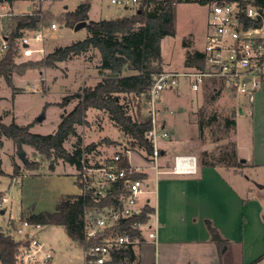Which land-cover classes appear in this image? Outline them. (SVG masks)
Wrapping results in <instances>:
<instances>
[{
  "label": "rangeland",
  "instance_id": "obj_1",
  "mask_svg": "<svg viewBox=\"0 0 264 264\" xmlns=\"http://www.w3.org/2000/svg\"><path fill=\"white\" fill-rule=\"evenodd\" d=\"M82 1H0L11 6L10 17L37 12L38 26L40 24L46 26L51 22L59 25L53 32L54 37L46 40L44 55L14 59L17 72L11 73L12 85L0 76V121L3 123L9 124L14 121L19 125L29 124V130L32 132L53 133L57 129L61 113L69 112L76 103V99H71L61 106L63 97L70 96L82 87L93 86L100 79L101 74L97 68L100 55L95 48L78 56L57 61L54 67L42 63L47 54L56 47L71 44L87 36L86 26L74 30L76 23L72 24L74 18L71 13ZM89 1L90 8L87 14L92 20L128 15L137 7L136 4L128 6L112 4L110 0ZM152 2L153 5L156 0ZM2 11L4 9L0 7V12ZM208 11V3L201 4L196 1L175 3V34L161 39L164 69L177 70L182 67L185 69L186 51L203 49L207 34ZM4 20L6 17H0V36L8 34V26ZM22 62H32L35 66L19 73ZM119 97L121 102L128 104L127 111L133 119L141 120L148 116L149 106L144 96L134 99L131 95L120 93ZM254 97L252 109L251 102H248L245 96L237 98L228 91L212 93L208 88L195 91L190 87V80L181 76L177 86L163 89L157 99V106L161 109L158 117H161V120L165 119L169 130V136L166 139L159 138L157 144L162 146L166 140V145H163L166 157L190 154L200 163L202 153L205 152L215 160L220 152H228L232 147L235 125L234 128L226 125V120L236 118V127L239 131L244 121L250 124L253 120L252 110L255 113L264 109V86L254 93ZM38 116H42V119L37 120ZM84 118V123L75 125L76 135H69L64 142L67 150H74L78 136L81 147L94 143L95 148L85 156L89 164H94L98 160H104L107 155H113L124 146H131L129 162L140 171L150 174L152 180L154 169L147 160L149 154L143 147L131 144V136L113 123L107 111L89 108L85 111ZM199 124H202L201 132ZM107 138H110V143L107 142ZM1 139L0 167L3 173H0V230L12 233L13 226L22 217L41 211H54L56 203L63 195L80 193V187L75 182V175L78 172L75 165L54 156L46 158L31 145L21 144L17 147L11 139L4 136ZM19 151H24V160L19 158ZM163 157H159L160 163L163 162ZM29 163H32V166ZM220 164L219 167L233 168L225 163ZM243 173L246 176L250 171L244 170ZM251 185L254 189L258 187L256 182H252ZM147 189H151V186ZM144 195L151 198L153 196L150 192ZM2 197H6L7 200L2 202ZM39 237L51 250L50 264H84L81 243L72 240L64 227L43 224Z\"/></svg>",
  "mask_w": 264,
  "mask_h": 264
},
{
  "label": "built area",
  "instance_id": "obj_2",
  "mask_svg": "<svg viewBox=\"0 0 264 264\" xmlns=\"http://www.w3.org/2000/svg\"><path fill=\"white\" fill-rule=\"evenodd\" d=\"M153 0H110L116 5H132L148 11ZM207 34L202 53L203 65L200 68L187 67L184 70L163 69L153 75L147 97L148 116L151 127L146 132L153 151L148 155L155 174H193L196 173L197 158L190 154H177L172 164L161 168L159 138H167L169 132L161 125L157 99L167 87L177 86L181 76L190 80L192 90L208 88L212 93L228 91L235 96H245L248 102L254 93L264 86V6L247 4L242 6L236 1L211 0L209 3ZM4 11L0 17H10V6L0 3ZM136 7V8H137ZM56 22L40 24L36 29L24 31L15 39V58H30L44 55L46 40L54 37L58 29ZM9 48L7 34L0 36V55ZM165 108V107H164ZM91 152V151H90ZM131 146L105 156L104 160L89 164L83 152L77 169L75 182L81 194H88L93 201L107 199L102 207H86L82 212L81 243L84 264H113L114 253L131 248L144 238L154 239L158 222L154 210L145 219H137L128 226L120 228L127 218L139 217L145 205H150L146 194L149 192L145 177H133L145 172L133 166L128 159ZM124 156L128 166H119ZM7 200L2 197V202ZM43 224L22 217L8 234L18 243L15 264H50L52 253L39 237ZM125 257L118 258L116 264H124Z\"/></svg>",
  "mask_w": 264,
  "mask_h": 264
},
{
  "label": "trees",
  "instance_id": "obj_3",
  "mask_svg": "<svg viewBox=\"0 0 264 264\" xmlns=\"http://www.w3.org/2000/svg\"><path fill=\"white\" fill-rule=\"evenodd\" d=\"M11 2L12 0H7ZM155 1V0H153ZM182 1H196L207 4L211 0H156L148 10L137 7L131 14L117 16L114 18H103L92 20L88 18L90 1L80 2L71 15L75 24L81 20H88L87 36L71 44L56 47L42 60L43 65L55 66L57 61H63L78 56L91 48L97 49L100 55L97 66L101 77L93 86L82 87L70 96H64L61 106L67 104L71 99H76L73 108L67 113H61L57 129L53 133L40 134L29 130L28 125H19L14 121L5 124L0 121V146L1 137L11 139L17 147L21 144L31 145L38 153L46 158L52 156L60 158L70 164L81 168V156L83 152H90L95 148L94 143L81 147L80 136L74 145V150L65 148L64 142L69 135H76V124L85 122V111L89 108L102 109L108 112L109 118L123 132L132 138L131 144L143 147L148 154L152 153L151 141L147 138L146 132L151 127L150 117L146 116L141 120L133 119L127 111V103L121 102L119 94L131 95L134 99L141 96L147 99L153 75L163 70L161 57V39L165 36L175 34V3ZM236 1L243 7L247 4L264 6V0H226ZM8 26L7 40L9 48L0 55V76L12 85L11 73L16 71L15 39L24 31L36 29L39 23L37 12H29L21 15L6 17L4 20ZM184 65L187 67L200 68L203 65L202 53L199 50L186 51ZM19 73L27 68L34 67L32 62H22ZM126 71V73H123ZM17 72V71H16ZM13 87V86H12ZM214 118V117H213ZM226 125H235V119H227ZM200 132L202 124H199ZM1 162V159H0ZM201 164L218 166L225 163L228 166L239 167L235 150V143L232 142L231 150L220 152L218 158L202 153ZM119 166H128L127 160L121 156ZM32 166V163L30 164ZM36 164H34L35 166ZM36 167V166H35ZM53 169V166H51ZM17 166H14L16 170ZM0 173H3L0 167ZM133 177H145V174H134ZM104 199L99 202L93 201L88 194H66L56 203L54 211H41L31 213L28 218L42 224H54L64 227L67 235L75 241L82 243V212L86 207H94L107 204ZM153 211V207L145 205L139 217L127 218L120 223L121 227L137 219H145L146 214ZM206 224L211 229L210 223ZM18 243L6 232L0 230V264H15V257ZM126 255L133 257L131 248L114 253L113 264H116L119 257Z\"/></svg>",
  "mask_w": 264,
  "mask_h": 264
},
{
  "label": "crops",
  "instance_id": "obj_4",
  "mask_svg": "<svg viewBox=\"0 0 264 264\" xmlns=\"http://www.w3.org/2000/svg\"><path fill=\"white\" fill-rule=\"evenodd\" d=\"M252 112V122L244 121L241 131L235 118L233 141L241 166L197 162L196 173L154 171L152 180L145 173L158 230L154 239L135 244L124 264H264V109ZM161 124L169 132L165 119ZM163 145L165 169L174 156L166 157ZM244 170L250 173L244 176ZM252 182L262 187L255 190Z\"/></svg>",
  "mask_w": 264,
  "mask_h": 264
},
{
  "label": "water",
  "instance_id": "obj_5",
  "mask_svg": "<svg viewBox=\"0 0 264 264\" xmlns=\"http://www.w3.org/2000/svg\"><path fill=\"white\" fill-rule=\"evenodd\" d=\"M0 1H2V0H0ZM86 24H87V21H86V20L78 21V22H76V24L74 25V30H78V29H80V28H82V27H85ZM41 119H42V116H38V117H37V120H41ZM107 142L110 143V138H107ZM18 156H19L20 159L24 160V151H19V152H18ZM241 161H242V160H241ZM257 186L261 188V187H262V184H258V183H257ZM1 212H3V210H1Z\"/></svg>",
  "mask_w": 264,
  "mask_h": 264
}]
</instances>
